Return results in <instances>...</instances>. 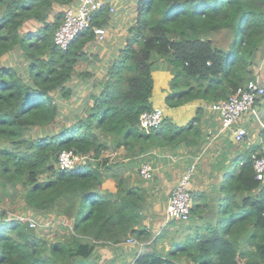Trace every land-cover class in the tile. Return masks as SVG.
<instances>
[{"label": "trees", "instance_id": "16d2710c", "mask_svg": "<svg viewBox=\"0 0 264 264\" xmlns=\"http://www.w3.org/2000/svg\"><path fill=\"white\" fill-rule=\"evenodd\" d=\"M75 1L0 0V204L20 196L35 213L56 210L71 221L69 233L50 240L28 218L7 219L9 210L1 206L0 264H103L95 257L98 245L142 239L150 231L143 208L152 193L104 151L123 147L128 152L117 157L131 156L132 164L154 148L198 151L208 135L206 104L255 78L253 66L264 59V0H137L118 53L109 57L102 77L91 85L82 81L81 88L92 87L83 106L64 114L61 104L73 96L69 82L77 77L76 65L88 58L85 46L97 37L93 27L119 24L101 9L90 28L60 49L54 33L64 7ZM28 21L41 25L25 30ZM160 70L171 74L160 87L167 111L190 103L197 110L185 123L164 111L162 124L146 130L140 116L155 107ZM255 108L260 142L233 158L215 194L192 191L191 214L203 223L190 222L195 229L185 239H171L169 250L157 248V240L147 244L151 250L131 264H183L182 257L193 264H264V180L256 178L252 156L264 152V93ZM38 128L45 134H35ZM62 150L88 158L61 169ZM154 179L153 172L143 180Z\"/></svg>", "mask_w": 264, "mask_h": 264}, {"label": "rangeland", "instance_id": "374dc122", "mask_svg": "<svg viewBox=\"0 0 264 264\" xmlns=\"http://www.w3.org/2000/svg\"><path fill=\"white\" fill-rule=\"evenodd\" d=\"M137 0H116L114 3V10L110 11L112 20L116 21L119 20V26L118 27H103L106 30V33L103 38H101L99 35H97L96 39L92 43H88L85 46V51L87 52L88 58L87 59H82L80 60L77 65V77L73 81H70L69 83L75 87L73 89V96L69 99H64L62 102V112L65 114L67 111L72 110L74 108H80V106H83L82 102L84 98L88 95V92L90 91L89 87L86 90L84 88H81V83L85 79L87 82H90L89 85L93 83V81L96 78L102 77V75L105 73L104 67L108 63L109 57H114L115 54L118 53L119 48H121V42L124 41L125 36H127V24L130 23L131 21L133 22L135 13H136V2ZM74 5H68L64 7V15L66 14L67 10L70 7H73ZM64 15L61 17V22L64 18ZM53 18V17H51ZM61 24V23H60ZM41 24L36 21H28L24 29L25 30H35L38 26ZM102 27V26H99ZM57 29V28H56ZM228 39V37H227ZM223 43L225 42V37L222 41ZM108 54V58H103L105 55ZM18 59V57H17ZM24 59V58H22ZM21 62V59H20ZM255 73L258 75L264 76V59L263 61L260 60L257 66H253ZM90 72L91 74L89 76H83L80 74V72ZM77 92H79V97L77 96ZM214 104V103H213ZM204 105V104H203ZM207 109L210 110V106L206 104ZM173 109H169L166 111V114L173 115ZM253 114L257 115L256 113V108L255 111L251 110V112H248L246 115L242 116L241 122L246 123L247 122V131L248 133V139L249 142L247 144H242L240 146H246L252 145L255 142H260V140L256 141V138L258 137V132L259 129L257 128V124L255 119H252ZM68 117V116H66ZM250 118V119H249ZM249 119V121L247 120ZM58 128V126H51L53 129ZM46 129L45 128H38L34 130L35 134H45ZM247 139V141H248ZM210 141V140H206ZM214 147V144H213ZM208 148H211V146ZM238 149V148H237ZM239 149H242L239 147ZM128 151L121 147L116 150H106L104 151L103 155L104 156H109L111 159H114V161H122L121 165V171L123 173H128L131 171L134 173V175L137 177L138 172L137 169H139V166L136 167L134 166L131 162L130 159L132 158L131 156H126L123 158H118V155H124ZM79 159L77 161L78 163H84L86 162V159L88 156L85 155H80ZM201 160V159H199ZM57 165H58V159H57ZM140 165V164H139ZM198 168L199 166L196 165ZM231 166V165H230ZM194 174V173H193ZM144 184L145 187L148 188V190L151 188V183L152 181H147L144 183V180H141ZM212 180L210 179L208 182H206V177L204 174L201 176H196V186L200 188L199 190L204 193H209V194H215L216 192L211 189V182ZM151 183V184H150ZM154 189H157L155 187ZM151 190V189H150ZM153 191V190H152ZM192 191H198L197 189L195 190L192 187ZM193 193V192H192ZM217 195V194H216ZM158 196H153V194H150L147 197V202L145 204V207L143 208L144 214H145V220L144 224L148 226L150 231H148L147 234H141L140 238H136V241H130L129 243L127 240L123 241L122 244H120L117 248L116 251H112L110 247H102L101 245H98L96 247V252H95V257L100 263H108L113 261L114 264H131L134 259V256L136 255V252H138V249H132L134 245H138L139 250L143 249V246H145L146 250H151L150 245L155 240L157 248L161 249L165 247L167 250L170 246L169 242L171 239H176V240H181L186 238V234L189 232H192L195 228L190 227L189 223L190 222H196L197 224L203 223L202 219H199L198 215L196 217L194 214L190 215L189 221H181L179 220L176 223H172L169 221H166V216H165V209H166V198L163 196V201L158 202L157 200ZM197 200L200 204H202L201 197L198 195ZM1 206H6L8 211V215L6 216L7 219L10 218H22L26 219L28 218L29 221L33 219L32 221L35 222V226H31L32 228L35 229V231L40 235L45 238H49L50 240H57L59 237L62 235L66 234L67 232L69 233L71 228L69 227L70 225V220H64L62 219V216L59 212L56 210H53L51 212H48L47 215H43L41 213H35L29 209L26 208L24 200L20 197L17 196L15 200H10L6 203H1ZM1 209V208H0ZM195 217V218H194ZM195 219V220H194ZM68 222V223H67ZM183 226H182V225ZM188 224V225H187ZM161 236L158 239L157 236ZM243 248H249L247 243L243 244ZM137 250V251H134ZM137 256V255H136ZM115 257L114 260H112ZM183 264H193V263H187L186 258L182 257Z\"/></svg>", "mask_w": 264, "mask_h": 264}, {"label": "built area", "instance_id": "2783aa9c", "mask_svg": "<svg viewBox=\"0 0 264 264\" xmlns=\"http://www.w3.org/2000/svg\"><path fill=\"white\" fill-rule=\"evenodd\" d=\"M116 0H76L70 7L61 24L54 33V43L60 49H67L82 32L91 27L95 13L101 9L109 12L114 10ZM95 33L101 38L104 37L106 30L103 27L94 26ZM264 93V76L256 75L243 85H240L234 93L227 98L214 102L212 110L218 113L222 131L233 128L243 115L252 110L258 95ZM164 119V109L155 106L151 110L144 111L140 116V125L146 130L159 127ZM235 140L238 143L248 139L246 126L239 125L234 129ZM264 150V146L262 147ZM80 155L72 150H62L58 156V166L61 169L72 168L77 164ZM254 168L256 178L264 180V152L261 154L254 152ZM196 164H192L179 177L177 184L173 188L165 209L166 221L181 220L187 221L190 218L193 208L192 178ZM140 175L145 179H150L154 172L151 162H142L139 168ZM30 220V226H35V222ZM136 241L134 238L127 240Z\"/></svg>", "mask_w": 264, "mask_h": 264}, {"label": "crops", "instance_id": "0c3cea01", "mask_svg": "<svg viewBox=\"0 0 264 264\" xmlns=\"http://www.w3.org/2000/svg\"><path fill=\"white\" fill-rule=\"evenodd\" d=\"M103 58H107V55H105V57ZM155 77L157 83V92L154 95L155 106L162 107L166 112L167 109L164 105L165 94L164 92H162V89L160 87L164 86L167 83V80L171 77V74L167 70H160L158 72H155ZM197 105L198 104L196 103H190L176 108L173 111L172 116H174L178 122L185 123L196 114ZM204 113L205 117L203 118V129L206 130L208 134L206 140L210 141H206L201 149L194 152L193 150H190L187 147H183L178 149L177 152H173L168 150L167 148H154L146 154L140 156L139 163L133 164L134 166H139L140 168L142 162L144 161L152 163V165L154 166V174L156 176V179L151 182L153 183L150 188L151 190H148L147 187L146 188L148 190V193H152L156 196L161 197L165 196L166 205L173 188L177 184L179 177L192 164H196L198 166L200 165L199 168L196 166L194 174L195 176L193 175L194 179L192 178V187L194 188L195 186V190L200 189L196 186V176H201L202 174H204L206 177V182H208L210 179L212 180V182L210 181V190L212 191V189L215 187L214 185L219 184L225 172L231 169L230 165L233 158H236L240 154V156L245 155V150L248 149V147L250 146H246V148H244L245 146H240L242 144H247L249 142V139L248 141L246 140L241 143H238L235 140L233 132L234 129L237 128L239 125H247L241 122L242 118L239 120L238 123L233 126V128L222 131L220 117L218 113L212 110L211 107L209 111L205 110ZM257 140H259V137L256 138V141ZM208 146H211V148H208ZM239 147L242 149H239ZM137 176L139 178L138 182L143 184L141 180L145 178L141 175ZM139 176L143 179H140ZM155 187H157V189H154ZM101 246L110 247L113 252L116 251V248L118 247L117 244H106ZM132 247V249H138L136 255L146 250L145 246H143L142 250H139L140 248H138V245H134ZM169 248L167 250H169ZM162 249L166 250L165 247H163ZM136 255L134 256V258H132V260L136 258ZM114 259L115 257L112 260Z\"/></svg>", "mask_w": 264, "mask_h": 264}]
</instances>
